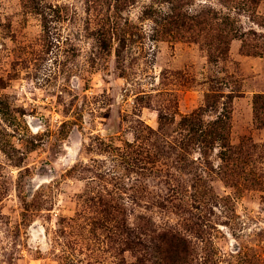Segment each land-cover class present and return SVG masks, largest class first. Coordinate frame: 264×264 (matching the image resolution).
<instances>
[{
	"label": "rangeland",
	"instance_id": "1",
	"mask_svg": "<svg viewBox=\"0 0 264 264\" xmlns=\"http://www.w3.org/2000/svg\"><path fill=\"white\" fill-rule=\"evenodd\" d=\"M0 264H264V0H0Z\"/></svg>",
	"mask_w": 264,
	"mask_h": 264
}]
</instances>
